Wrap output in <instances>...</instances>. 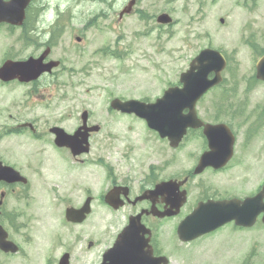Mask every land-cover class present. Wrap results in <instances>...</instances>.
<instances>
[{
  "label": "rangeland",
  "instance_id": "1",
  "mask_svg": "<svg viewBox=\"0 0 264 264\" xmlns=\"http://www.w3.org/2000/svg\"><path fill=\"white\" fill-rule=\"evenodd\" d=\"M107 1V5H103L100 0H43L47 13L41 12L39 22L50 20L49 14L54 15L57 7H69L70 29L67 28L68 34L52 56V59L63 61L61 66L53 74L44 76L43 87L28 94L32 118L47 120L41 122L43 126L57 122H69L66 124L69 126L75 125L82 110L87 109L93 122L99 123L103 130L95 136L93 153L89 155L93 163L79 168L72 165V170L68 171L63 167L60 150L53 146L51 136L44 140L16 136L11 141L19 144V152L27 142L34 164L40 167L38 172L32 173L34 263L62 232L61 216L65 207L74 202H62L61 194L64 187H70L75 176L80 189L92 188L94 193L108 181L109 163L113 167H123L124 157L134 153L143 159L144 166H148V158L152 160L158 153H163L164 145L158 141V136L135 116L111 111V100L118 97L154 102L164 90L178 85L181 73L205 48L222 50L231 57L233 64L230 71L224 72L222 86L211 90L199 102L198 113L207 122L229 120L238 134L236 150L242 164L238 173L240 188L235 193L254 192L264 179V125L247 149L245 147L248 132L245 125L254 122L264 111V82L250 79L259 58L252 45H257L259 52L264 50V0H143L140 8L148 19L142 21L135 15L122 22L118 20V14L127 0ZM106 8L108 14L94 17ZM161 12L171 14L172 26H159L153 20V16ZM91 18H94L95 26L84 29ZM221 18L224 23L220 22ZM81 31L86 32L85 39L82 45H77L74 39L82 36ZM13 44L8 34L0 30V65L11 49L17 50ZM106 46L120 51V58L105 56L100 50ZM29 52L31 49L21 52L17 59L25 58ZM24 89L19 85L0 84V122H14L12 116L19 110L17 103ZM222 96L226 97L225 104L230 105L232 111L238 110L239 114L216 115V104L221 102ZM256 126L257 123L252 127ZM193 146L194 143L178 154L177 173L188 164L189 152L197 151ZM222 176L228 179L232 174ZM87 184L94 185L83 186ZM106 226L105 222L94 220L81 231H94L105 238L102 248L110 237V233H105ZM256 240V253L251 264H264V232L257 233ZM55 251L59 252L56 248ZM250 253L249 245L244 244L239 247L234 261L247 264ZM215 257L216 254L209 252L208 263L215 264ZM16 261L24 262L20 257Z\"/></svg>",
  "mask_w": 264,
  "mask_h": 264
},
{
  "label": "flooded vegetation",
  "instance_id": "2",
  "mask_svg": "<svg viewBox=\"0 0 264 264\" xmlns=\"http://www.w3.org/2000/svg\"><path fill=\"white\" fill-rule=\"evenodd\" d=\"M36 1L39 2L40 0H32V4ZM107 2V0H100V3L105 5H107ZM141 2L142 0H136V12L141 11L139 7ZM58 8L62 9V7ZM67 8L69 9V7L63 9ZM36 10H40V8L30 7L28 9L26 22L21 26H12L7 23L0 24V28L7 31L10 37H14L17 44L22 46L19 53L23 52L25 48H31V50L34 48L36 53H40L43 46L52 44L57 37L61 44L70 29L69 23L41 24L29 22L32 15L36 17L37 13H34ZM54 25L57 27L53 28ZM19 30L20 32H18ZM73 31L76 30L73 29ZM46 36L47 39H45ZM78 38L82 40L81 43L77 42L81 45L84 37L75 36V39ZM22 87L25 89L17 103L19 110L16 115H11L14 117V122H0V264H102L107 248L101 251L97 250V243L91 239H95L96 234L91 235V231L85 232V230L79 234V227L84 228L85 225H82L84 223L70 222L64 216H61L60 220L62 232L53 244L50 242L51 247H46L47 250H53L41 252L40 258L37 259L38 262H33V239L31 236L32 173L33 171L38 172L40 167L34 164L30 149H27V142H24V149L19 152V144L16 142L11 143V141L16 136L38 140L48 139L51 136L52 144H54L55 136L50 132V126H61L69 134H74L80 131L83 122L79 118L75 125L67 126L66 124L69 122H57L48 126L41 125V122L48 121L32 118L34 114L32 113V105L28 104V94L36 88L43 87V85L41 83L39 86L37 81L22 85ZM210 123L216 124L218 122ZM92 124L96 123L93 122L92 115L89 113L88 127H91ZM230 128L235 132L231 125ZM85 130L86 128H83L81 132L83 133ZM96 135L93 132L89 133L92 142ZM186 142L187 144H185ZM2 143L4 144L1 145ZM192 143H194L193 148L197 151L189 152L188 164L183 167L182 177H178L176 174L177 149L169 148L167 151L164 150L163 154H160L161 156L158 153L156 161L152 160L146 167L142 166L143 160L140 157L135 155L125 156L126 162L123 170L119 166L118 168L115 167L117 170L116 176L109 178V182L102 185L98 192L92 193L91 189H80L78 181H74L70 187L63 188L62 202H74L70 206L80 208L88 198H91L92 204L98 202L107 209V213L100 217L103 222L121 223L119 226L110 225L111 229L113 228L109 231L111 244L116 241L118 234L128 226L130 221L141 215V223L148 232L144 233L139 229L136 231L139 237L134 239L141 244L137 249L140 253L134 256L127 249L118 259L113 258L110 264L140 263L144 262L143 259L146 258L153 260L155 264H208V253L211 250L217 251L216 264H239V260L234 261V258H237V251L244 244H248L251 250L247 264L252 263L256 253L257 232L260 234L264 232L262 215L251 227H241L231 222L216 231L189 242L178 239L177 231L180 223L196 209L200 202L233 198L244 199L256 195L262 186L255 193L245 196L235 193L240 188L238 184L239 177L236 173L239 167V158L236 157L235 153L229 163L222 169L208 167L201 174L196 175L195 170L199 164L200 156L209 150L208 140L203 133V128L188 130V135L180 146L181 151L188 149ZM245 147L247 149L248 146ZM59 149L66 163L88 164L86 158L74 157L68 148ZM92 153L93 151H90L89 155ZM195 153L201 155L198 157L193 155ZM165 156L168 157L167 161L164 162L163 166H157V164L164 161ZM113 169L111 166V170ZM226 172H232L233 175L228 179H224L222 175ZM183 179L186 180V183L181 187V190L187 192V202L178 214H173L171 202L176 203L177 201L176 186L172 185L169 190L165 189L160 192L155 189L162 182ZM109 195L113 197L117 206L120 205L117 209L106 203V198ZM145 195L147 197L141 199ZM152 209L153 211H151ZM152 212L157 214L154 215ZM91 215L88 217H91ZM55 248L59 250L58 253ZM18 257L24 262L18 263L16 261Z\"/></svg>",
  "mask_w": 264,
  "mask_h": 264
},
{
  "label": "water",
  "instance_id": "3",
  "mask_svg": "<svg viewBox=\"0 0 264 264\" xmlns=\"http://www.w3.org/2000/svg\"><path fill=\"white\" fill-rule=\"evenodd\" d=\"M29 2L30 0H10L9 2L0 0V22L21 24L25 18V9ZM158 21L162 24H168L171 23L172 19L169 15L162 14L159 16ZM221 21L223 22V20ZM47 55L48 51L38 59L30 58L27 61L8 60L0 68V78L4 81L16 78L21 81L35 80L44 72H51L54 67L59 65L58 62L44 63ZM225 67L226 59L221 52L205 49L192 61L189 70L181 75L180 82L183 85L181 88L172 87L168 89L164 96L154 104H146L136 100L122 102L115 99L112 102V107L125 113H135L146 119L150 128L158 131L161 137H168L172 146H177L189 127L204 125L197 116L196 103L209 89L222 81L221 73ZM256 70L257 78L264 80V56L258 60ZM212 73H214V78L210 79ZM185 111L188 112L184 113ZM84 119H86V114H84ZM52 131L56 134L55 141L58 146H68L72 148L75 154L88 150V148L84 150L77 149L79 145L84 143L87 145V136H84L80 141L76 139V136L71 137L60 128H54ZM205 133L209 138L213 153L204 155L200 166L205 165V160H208L209 156H221V154H217L222 151L232 153L234 137L227 127L205 125ZM261 196L258 197L259 201ZM238 204H240L238 201L216 204L212 210L214 217L209 216L207 218H204L208 215V212L204 209L206 206L201 205L196 212L197 219L199 223L204 224V218L207 223L205 228L198 234L211 231L227 219L239 220V216L243 212ZM259 212H264L262 204L259 205L255 215ZM74 214L76 212L73 209L68 210V215Z\"/></svg>",
  "mask_w": 264,
  "mask_h": 264
},
{
  "label": "clouds",
  "instance_id": "4",
  "mask_svg": "<svg viewBox=\"0 0 264 264\" xmlns=\"http://www.w3.org/2000/svg\"><path fill=\"white\" fill-rule=\"evenodd\" d=\"M121 7V3L117 6V10H119V8ZM49 19L52 20L54 19V15L53 14H49ZM45 39H47V36L45 37Z\"/></svg>",
  "mask_w": 264,
  "mask_h": 264
},
{
  "label": "trees",
  "instance_id": "5",
  "mask_svg": "<svg viewBox=\"0 0 264 264\" xmlns=\"http://www.w3.org/2000/svg\"><path fill=\"white\" fill-rule=\"evenodd\" d=\"M255 46H256V45H255ZM253 49L257 52L256 55H261V54L264 53V51H263V52H259L257 46H256L255 48H253ZM230 69H231V68H230ZM230 69H229V70H230Z\"/></svg>",
  "mask_w": 264,
  "mask_h": 264
}]
</instances>
